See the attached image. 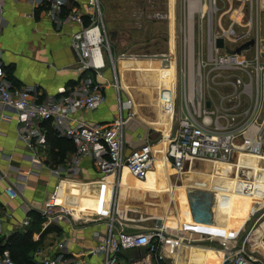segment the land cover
<instances>
[{"label":"crops","instance_id":"obj_1","mask_svg":"<svg viewBox=\"0 0 264 264\" xmlns=\"http://www.w3.org/2000/svg\"><path fill=\"white\" fill-rule=\"evenodd\" d=\"M88 3L89 0H70L63 14L66 15L73 9L86 13ZM149 5L148 7H153L151 3ZM148 7L138 6L140 21L145 18L144 11H151ZM262 8L264 9L263 3ZM153 11L157 14L155 5ZM165 15L166 19H169L170 28L167 51L160 53L139 51L126 55L119 54L121 51L115 49L121 96L123 100L129 98L132 100L134 111V115L127 118L125 126L127 151L140 146L148 137L156 141L155 135L161 134L158 136H164L163 140L156 141L154 145L156 154L161 156L167 135L174 130L175 119L171 108L165 109L170 113V123H159V106H162L161 101L159 106L156 102L159 96L161 99L159 86L147 83L136 71L125 72L126 76L132 74V83L134 82L135 87L131 91L121 84L122 57L138 56L137 59L144 61L155 60L161 69L170 67L174 70L175 63L171 59L173 55L169 58L168 66L163 65L165 61L161 57L165 53L174 54L172 46L176 49V39L174 40L172 35V14L165 12ZM148 20L152 29L162 22L161 19L151 17ZM245 26L248 28L247 23ZM145 27L147 24H140L139 30H145ZM77 29L78 25L65 22L59 30L56 21L49 16L44 6L34 7L28 0H6L0 10V53L12 85L17 88L36 87L41 96L46 97L55 94L60 87L73 84L80 79L76 65L77 55L71 44V33ZM109 31L111 42L112 40L115 42L121 36L117 28ZM260 47L262 48V45ZM250 53L252 52L249 51L248 54ZM148 57L150 59H144ZM84 74L86 73L83 72L82 75ZM89 74L95 80L103 79L92 72L86 75ZM105 75L109 80L114 76L109 68L106 69ZM161 90L163 94V88ZM106 95V102L96 109L80 112V118L90 122H111L119 111L116 88L108 85ZM259 103L261 116L257 120L258 124L264 117V79ZM57 151L55 148V152ZM74 152L68 151L66 156L57 162L54 154L52 156L48 154V148L36 152L29 149L18 135L15 112L0 106V169L3 172L0 175L1 230L8 238L16 231L34 229L32 239L39 240V247L32 256L35 264L37 263L34 254L37 250L55 255L63 248L69 255L83 256L88 264H100L103 261L101 254L87 252L97 244V234L106 232L111 206L114 207L116 230L131 233L155 226L165 227L169 235L166 254L168 258L172 255L175 257L174 264L185 262L188 264L189 261L192 264H223L221 249H231L237 245H244L249 254L264 259V248L260 243L264 235V154L243 155L239 158L241 163L235 175H232L234 172L228 168H224L221 174L212 179L211 187L221 193L217 192L215 197L213 215L206 218L202 213H190L187 210L186 195L190 192L189 188L195 185L179 187L181 185L179 181L171 177L172 174L175 176V173H178L165 160L159 159L144 182L129 178L128 175L131 174L124 168L113 200L112 187L104 179L97 164L89 157L82 158L78 172L70 169ZM242 164L254 169L253 174L256 178L252 191L249 192L238 189L244 184L239 173ZM55 170L59 173L57 174ZM9 184L17 187L21 195L9 199L5 192ZM55 190H58L56 202L65 205L69 209V214L50 221L42 215L40 209ZM224 192L230 194V199L227 200L228 196H225ZM178 197L179 205L176 202ZM204 204L200 203L203 206ZM30 211L37 214H30ZM175 212L181 215L178 216L174 214ZM26 217L31 219L28 225L22 224ZM187 226L193 229H188ZM208 236H213L215 240ZM193 237L196 240L211 239L214 241V247L186 245L180 241L181 238ZM228 238L230 240L222 242L226 243L223 247H217L219 240ZM60 243H63L64 247H61ZM136 254V249L125 251L126 256Z\"/></svg>","mask_w":264,"mask_h":264},{"label":"built area","instance_id":"obj_2","mask_svg":"<svg viewBox=\"0 0 264 264\" xmlns=\"http://www.w3.org/2000/svg\"><path fill=\"white\" fill-rule=\"evenodd\" d=\"M5 1L0 0V10ZM28 1L34 7H46L59 30L65 22L79 26L71 33V44L78 54L77 68L103 79L95 80L91 74H84L75 83L60 87L55 94L42 97L36 87L12 85L0 53V106L15 112L18 135L34 152L49 147L48 123L61 136L69 138L75 145L70 169L78 172L82 158L89 157L112 187L114 200L124 168L140 180L147 178L156 161L154 145L164 136L156 141L148 137L140 146L129 151L126 149L125 126L134 111L132 100H123L121 96L111 34L105 24L100 0H89L86 13L73 9L66 15L64 9L70 0ZM242 1L252 3V0ZM200 2L197 1V5ZM213 3L216 4V0ZM240 23L241 20L236 18L227 28L216 33L212 30V39L208 37L204 49L202 45H196L194 28L191 27L194 25L188 16L181 26L184 34L180 40L178 36L174 54L161 56L163 61H169L173 55L171 59L175 62L171 81L164 86L160 101L162 106L172 109L176 124L175 135L172 130L167 135L169 141L162 153L178 174L185 168L191 170L197 160L234 162L238 167L242 153L264 154V117L261 123H257L261 116L259 97L264 79V46L260 35L257 32L253 48L241 53L227 52L215 45L217 37H223L231 48L251 38V28L238 32L236 24ZM249 51L252 53L248 54ZM108 68L114 74L111 80L105 75ZM108 85L117 90L118 114L111 122L82 120L80 112L96 109L106 102ZM210 87L214 92L208 90ZM253 170L241 165L239 173L244 184L238 189L252 191L256 178ZM55 172L59 173L58 170ZM5 192L9 199L18 196L11 186H7ZM213 192L216 197L217 190ZM57 196L58 190L53 191L42 207V215L50 221L69 214L65 205L56 202ZM108 216L110 221L106 232L97 234V244L87 252L101 254L103 261L100 264H173L166 254L169 235L165 227L127 233L114 228V207L111 206ZM30 222L31 219L26 217L22 224ZM260 243L264 248V235ZM60 245L64 247L63 243ZM134 249L136 255H125V251ZM221 251L223 264H264V259L249 254L244 245ZM34 255L37 264H88L83 256L69 255L64 248L55 255L45 254L40 249ZM0 264L17 263L5 250L0 253Z\"/></svg>","mask_w":264,"mask_h":264},{"label":"rangeland","instance_id":"obj_3","mask_svg":"<svg viewBox=\"0 0 264 264\" xmlns=\"http://www.w3.org/2000/svg\"><path fill=\"white\" fill-rule=\"evenodd\" d=\"M100 1L103 6L104 19L107 28L109 30L117 28L121 34V36L117 38L115 42H113V40L111 42V47L114 54H115V49H117L116 51H118V49L119 51H121V52L118 51L119 54L124 53L126 55L135 54L139 51L140 52L146 51L149 53L152 52L160 53L162 51H167L168 48L167 40L169 37L170 28H169V19H166L167 17L165 15V12L172 14V20H173L172 35H174V40L175 39L177 40L178 36L180 40V36L184 34V32L181 30V26L184 25V22L188 19L189 16V21L193 22L194 25L191 27L194 28L196 45L197 46L202 45L204 49L207 48V43H208L210 13L212 14V30L214 31V33H216L217 31H221L223 28H227L231 24V21L236 18H238V20H241L240 24H236L238 32H242L244 30H247L248 28H251L250 37H255L257 35V32L260 35L262 28L264 26V9L262 8L263 0H252V3L250 1L244 3L242 0H216V4L213 3V0H201L200 4L198 5L196 3L194 4L193 2L194 0L192 1L191 0H100ZM150 3L152 4L151 6L154 7L155 5V7L157 8L156 11L157 14H155V12L153 11V7H148L150 6L149 5ZM139 5H141L143 8L148 7V9L150 8L151 10V11L147 10L143 12L145 18H142V21H140V19L138 18ZM191 10H193V12H191ZM149 17H151V19H155V18L161 19L162 22H160V24H156L155 27L152 29V26L150 25V20H148ZM109 21H111V23H109ZM246 23L248 25V28L247 26H245ZM140 24H147V27H145L146 29L139 30ZM143 48L146 49L144 50ZM172 49L175 50L174 46H172ZM137 57L138 56L122 57L120 61V63L122 62L121 65L122 68L136 66V65H148L153 62L152 60H147V61L140 60L137 59ZM144 59H150V57ZM124 79L128 86L134 85L133 84L134 82L132 83L133 78L131 73L129 76L125 75ZM212 89H213L212 87L208 88V90L211 91ZM175 126L176 124L174 123L173 127ZM158 135L161 134L155 135L156 139L160 137ZM159 159L160 156L157 158L155 165L157 164V162L160 161ZM212 163L213 162L210 161H205V162L200 160L195 161L193 163L192 172H190V175L192 176L193 180L184 182L185 180H183L182 178L183 176L182 173L179 175L175 173V176L174 174H172L171 177L176 179V181H179L180 184L186 183L192 185L194 180H202L208 183L209 176L208 174H205V172L208 171L211 166L215 165ZM186 170L189 169L185 168V172ZM195 170L196 172H194ZM232 175H235V172L232 173ZM179 176L181 177V179ZM189 189L190 192L186 195V202L188 206L187 210H189L190 213L191 212L199 213V214L202 213L206 215L205 216L206 218L213 215V210H214L213 204H216L213 190L207 188H197L195 186ZM201 202L205 203L204 206L200 205ZM58 204L63 205L59 201ZM164 212L166 211H162V213ZM174 214L178 216L181 215L180 213L177 212H175ZM184 228H186V226H184ZM187 228L193 229L190 226H187ZM6 237L7 235H5L4 231L0 230V238H3V242ZM208 237L215 240L213 236L212 237L208 236ZM211 239L206 238V240H196L193 237V239L181 238L180 241L185 243L186 245H199V246L212 248L214 247L213 246L214 241L212 242ZM227 240H230V238L219 240L220 241V242L218 241L219 246L217 247H223V245H225L226 243L223 244L222 242L223 241L225 242ZM9 253L12 256L10 251ZM169 259H171L173 263L176 262L175 257L173 255ZM188 264H192V262L189 261Z\"/></svg>","mask_w":264,"mask_h":264},{"label":"bare ground","instance_id":"obj_4","mask_svg":"<svg viewBox=\"0 0 264 264\" xmlns=\"http://www.w3.org/2000/svg\"><path fill=\"white\" fill-rule=\"evenodd\" d=\"M192 1V0H191ZM197 1H199V0H194L193 2H194V4L196 3L197 4ZM190 4H191V2H190ZM200 6V5H199ZM198 7V6H197ZM199 8V7H198ZM194 10V9H193ZM193 10H191V12H193ZM173 61V60H172ZM174 62V61H173ZM157 63L158 62H156L155 60L151 63V64H148V65H136V66H131V67H123L122 68V86H124L125 88H127L128 90H132L135 86L133 85V86H128L127 84H126V82H125V79H124V77H125V75H126V71H128V72H130V71H136L137 72V74L140 76V77H142V78H144L145 80H146V82L147 83H152V85L153 86H155V85H157V87L159 88L158 90L160 91L159 92V94L160 93H162V88H164V86L166 85V84H168L171 80V78H172V72H173V70L170 68V67H168V68H166V67H162V69L157 65ZM175 63V62H174ZM171 69V70H170ZM126 72V73H125ZM170 80V81H169ZM164 89H163V93H164ZM163 95V94H162ZM159 96V95H158ZM160 99V96H159V98H158V100L156 101V102H158L157 104H158V106L160 105L159 104V100ZM165 109H169V108H167V107H165L164 105L163 106H159V110H160V114H159V117H158V120H159V123H161V124H169L170 123V113L169 112H167ZM168 137L166 138V145H165V148H166V146H167V143H168ZM165 148H164V151H165ZM163 151V152H164ZM243 155H246V154H244V153H242L241 154V156H243ZM248 155H251V156H261L262 154H248ZM159 156L156 154V161H157V158H158ZM160 158L162 159V160H165L166 162H168V160L166 159V157L162 154L161 156H160ZM155 161V162H156ZM205 162V161H204ZM169 163V162H168ZM234 162H223V161H219V162H213L212 164H215V165H213V166H211L210 167V169L208 170V171H206L205 172V174H208V176H209V178H208V180H209V182L207 183V182H205V181H202V180H194V182H193V184L192 185H195V186H197V185H199V186H207L206 188H208V189H210V190H217V189H215V188H212L211 186V182H212V179L215 177V176H218L219 174H221V172H222V169H224V168H228L229 170H231L232 172H236L237 173V171L239 170L238 169V167H239V165H238V167H237V165H234L233 164ZM170 164V163H169ZM206 164H208V163H206ZM154 166H155V163H154ZM208 166V165H207ZM235 168V169H234ZM236 168H237V170H236ZM126 170H127V168H125ZM154 169V168H153ZM152 169V170H153ZM151 170V171H152ZM150 171V172H151ZM198 171H201V170H198ZM150 172L148 173V176H149V174H150ZM190 172H192V169L190 170H186V172L184 171V172H182V174H183V176H182V178H183V180H185L184 182H186V181H190V180H193V178H192V176L190 175ZM194 172H196V170L194 171ZM204 174V173H203ZM179 175V174H178ZM129 176V178H133V179H136L137 181H140V182H144L147 178H148V176H147V178L146 179H144V180H140V179H138V178H136V177H134V176H130V175H128ZM180 177V176H179ZM194 177V176H193ZM230 178H232V176H229ZM180 179H181V177H180ZM211 179V180H210ZM233 179V178H232ZM207 180V181H208ZM231 184H233V182H230ZM191 185V186H192ZM183 186H188L186 183H184V184H181V185H179V187H183ZM217 192H219L218 190H217ZM219 193H221V192H219ZM224 194H225V196H228L227 197V200L228 199H230V197H229V193H225L224 192ZM249 198H251V197H249ZM249 198H247V199H249ZM179 197H178V200L176 201V202H178V205H179ZM174 264V263H173Z\"/></svg>","mask_w":264,"mask_h":264},{"label":"trees","instance_id":"obj_5","mask_svg":"<svg viewBox=\"0 0 264 264\" xmlns=\"http://www.w3.org/2000/svg\"><path fill=\"white\" fill-rule=\"evenodd\" d=\"M47 131L49 142L48 154L50 156L54 154L55 161H61L68 151H75L73 142L69 138L61 136L50 123L47 124ZM55 148L58 149L57 152H55ZM30 214L35 215L37 213L30 211ZM33 231L34 229L16 231L9 235L8 238H5L4 242L3 238H0V253L8 249L17 264H35L32 256L35 249L39 247V240L34 241L32 239Z\"/></svg>","mask_w":264,"mask_h":264},{"label":"water","instance_id":"obj_6","mask_svg":"<svg viewBox=\"0 0 264 264\" xmlns=\"http://www.w3.org/2000/svg\"><path fill=\"white\" fill-rule=\"evenodd\" d=\"M263 5H264V0H263ZM209 39L210 40L212 39V14L211 13L209 14ZM260 39H261V42H262V44L264 46V26H263L262 31L260 33ZM256 42H257V37L255 36V37L249 38L248 40H246L241 45H239V46H237L235 48H231L228 44L225 43V39L223 37H217L216 40H215V45H216L217 48L225 49L227 52L241 53L244 50L253 48L256 45ZM74 51L76 52L75 49H74ZM76 55H77V59H78L77 52H76ZM163 65L164 66H168L169 65L168 60H166L163 63ZM77 71H78V76L80 78L82 76L83 71L80 68H77ZM207 104L209 105V102H207ZM172 135H175V130H173ZM2 174H3V172L0 169V175H2ZM9 185L11 187H13L18 192L19 195H21V192H19L17 187H15L13 184H9ZM40 211H42V209H40Z\"/></svg>","mask_w":264,"mask_h":264}]
</instances>
